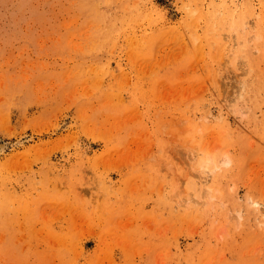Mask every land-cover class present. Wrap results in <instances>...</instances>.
<instances>
[{
    "label": "rangeland",
    "instance_id": "obj_1",
    "mask_svg": "<svg viewBox=\"0 0 264 264\" xmlns=\"http://www.w3.org/2000/svg\"><path fill=\"white\" fill-rule=\"evenodd\" d=\"M0 141V264H264V0H0Z\"/></svg>",
    "mask_w": 264,
    "mask_h": 264
},
{
    "label": "bare ground",
    "instance_id": "obj_2",
    "mask_svg": "<svg viewBox=\"0 0 264 264\" xmlns=\"http://www.w3.org/2000/svg\"><path fill=\"white\" fill-rule=\"evenodd\" d=\"M0 142H1V141H0ZM1 144H2V143H1ZM4 146H5V145H4ZM4 146H3V147H4Z\"/></svg>",
    "mask_w": 264,
    "mask_h": 264
}]
</instances>
